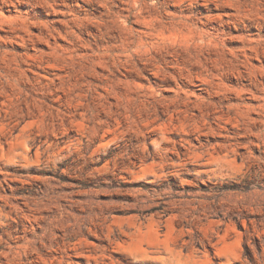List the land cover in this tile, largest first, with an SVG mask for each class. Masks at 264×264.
<instances>
[{"label":"rangeland","instance_id":"obj_1","mask_svg":"<svg viewBox=\"0 0 264 264\" xmlns=\"http://www.w3.org/2000/svg\"><path fill=\"white\" fill-rule=\"evenodd\" d=\"M0 264H264V0H0Z\"/></svg>","mask_w":264,"mask_h":264},{"label":"bare ground","instance_id":"obj_2","mask_svg":"<svg viewBox=\"0 0 264 264\" xmlns=\"http://www.w3.org/2000/svg\"><path fill=\"white\" fill-rule=\"evenodd\" d=\"M31 126V124H28V125H26L25 127H23L21 130H20V132H25V130H27L29 127ZM23 135V134H22ZM22 135L21 136H16V137H14V138H11L10 139V141H7L9 138H6V143H7V145L8 146H14V145H17V144H19L20 143V141H21V138L20 137H22ZM131 221V220H130ZM131 224H132V222H131ZM134 224V223H133ZM135 225H136V223H135ZM138 225V224H137ZM135 226L134 227V229H135V231H133L135 234H133V235H135L134 237H136L135 239H136V248H138V251L140 252V249L139 248H141L142 246V244L144 243H146V244H148V245H151V246H154V247H157V246H159L160 244H161V246H163L164 248H168L167 247V244L165 243V241H163V242H160V240L158 241L157 240V236L155 237V235H157V233H156V231H155V233L156 234H154L153 232H152V230L151 229H149L148 227V229H146L145 230V232H143L142 231V229H141V225L140 226ZM131 227V226H130ZM132 227H133V225H132ZM145 227V226H144ZM144 230V229H143ZM131 235V234H130ZM162 241V240H161ZM135 242V241H134ZM133 242V243H134ZM145 252V251H144Z\"/></svg>","mask_w":264,"mask_h":264}]
</instances>
